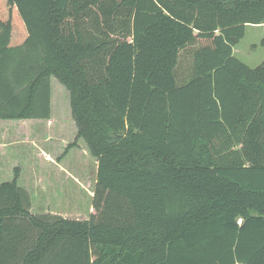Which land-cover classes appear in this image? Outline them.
<instances>
[{
    "label": "trees",
    "instance_id": "16d2710c",
    "mask_svg": "<svg viewBox=\"0 0 264 264\" xmlns=\"http://www.w3.org/2000/svg\"><path fill=\"white\" fill-rule=\"evenodd\" d=\"M264 0H0V119H49L52 77L97 159L86 219L0 182V264H264Z\"/></svg>",
    "mask_w": 264,
    "mask_h": 264
},
{
    "label": "rangeland",
    "instance_id": "374dc122",
    "mask_svg": "<svg viewBox=\"0 0 264 264\" xmlns=\"http://www.w3.org/2000/svg\"><path fill=\"white\" fill-rule=\"evenodd\" d=\"M234 54L251 67L264 63V25L247 26L244 38L234 47ZM51 84V120L47 122L25 119L24 122H17L0 119V131L6 130L0 133V145L10 147L13 155L10 156L11 163L15 166L13 170H20L23 184L35 194L36 210H32L33 212L41 213L36 192L42 185H49L55 190H63L65 204L75 211L74 218L86 219L93 211V196L91 197L90 192L95 188L97 159L92 156L83 138L78 139L77 145L62 156L67 144L76 140L77 126L72 117L69 90L55 77H52ZM8 164L7 159L4 161L2 173H8L5 171ZM72 176L80 180L79 193L76 184L73 189V182L69 178ZM13 177L14 171L11 174L0 173V182L10 181ZM71 194L75 196L69 200L68 196Z\"/></svg>",
    "mask_w": 264,
    "mask_h": 264
},
{
    "label": "crops",
    "instance_id": "0c3cea01",
    "mask_svg": "<svg viewBox=\"0 0 264 264\" xmlns=\"http://www.w3.org/2000/svg\"><path fill=\"white\" fill-rule=\"evenodd\" d=\"M24 120L25 119H23V121H19V120L16 119L17 122H24ZM31 120H35V121L41 120V121H47L48 122V121L51 120V118H49V119H39V120L38 119H31ZM5 131L6 130H1L0 133H4ZM28 134H30V132H28ZM6 138H4V139H6ZM29 138H31L30 135H29ZM10 150H11L10 147L6 146L5 144L0 145V173L1 174H8V173L11 174L12 171H14L13 168L15 166H13V164L11 163V157H10V156H13V155L10 152ZM2 152H4V154H2ZM7 159L9 161V164H8V167L5 168V171H7L8 173H2V167L4 166V161L7 160ZM61 170H63V169H61ZM22 172H23V170H21V173ZM22 176H20V178H19V184L21 186L25 187V185L23 184V182L21 180ZM69 178L73 182V189H74V185L76 184L77 193H79V191H80V180L75 178V176H72V177H69ZM25 188L31 193V195H32L31 198L34 197L32 199V210H36L35 209V201H34L35 200V196H34L35 194L31 192V188H29V187H25ZM90 194H91V197H92L93 196V191L90 192ZM36 196L39 197V204H40V207H41V209L39 211H41V213H51V214H56V215L61 214V215L65 216V217H71V218L76 217L74 209H70V207L65 204V201H64V197L65 196H64L63 190H58V189L55 190V189L51 188L49 185H42L40 190L36 192ZM74 196H75V194H71V195L68 196V199L70 200ZM90 211H89V213H90Z\"/></svg>",
    "mask_w": 264,
    "mask_h": 264
}]
</instances>
